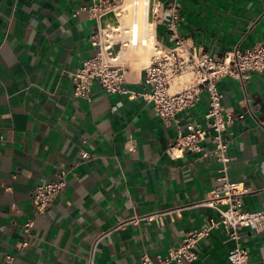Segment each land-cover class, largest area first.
<instances>
[{"label":"crops","instance_id":"crops-1","mask_svg":"<svg viewBox=\"0 0 264 264\" xmlns=\"http://www.w3.org/2000/svg\"><path fill=\"white\" fill-rule=\"evenodd\" d=\"M171 1L148 0V14L153 4ZM175 2L179 33L204 51L221 55L264 41V0ZM89 3L0 0V264H135L143 254L155 261L208 218H218L213 208L198 205L220 184L219 163L203 155L213 148L211 131L202 153L178 159L165 153L176 121L204 123V92L170 126L140 96L106 93L95 84L89 101L73 97L71 74L94 53L95 21L81 9ZM137 49L125 58V78L129 89L141 91L150 52ZM263 81L264 73L255 71L244 89L231 77L217 83L224 111L244 112L224 136L228 179L249 189L243 207L250 211L264 204V130L257 124L264 118ZM61 170L64 190L36 213L34 187ZM163 211H169L163 225L141 220L112 229L130 217ZM240 233L248 264H264V228ZM233 247L223 228H215L187 264H230Z\"/></svg>","mask_w":264,"mask_h":264},{"label":"built area","instance_id":"built-area-1","mask_svg":"<svg viewBox=\"0 0 264 264\" xmlns=\"http://www.w3.org/2000/svg\"><path fill=\"white\" fill-rule=\"evenodd\" d=\"M148 7V0H90L89 5L81 8L95 21V29L90 35L94 53L83 59L71 74L72 95L89 101L91 86L97 84L106 93L140 96L152 104L164 125L170 126L176 121V114L194 107L204 92L207 97L204 123L181 125L176 121L175 137L165 148V153L174 159L181 158L186 152L202 153V142L207 132L211 131L213 148L203 152V155L211 154L219 163L220 184L198 203L213 208L218 218H208L200 229L185 235L177 246H169L164 255L156 256L155 261L143 254L135 264L193 262L198 258V242L218 227L223 228L234 243L227 254L228 262L248 264V253L243 246L240 229L264 228V204L260 209L246 210L243 196L249 189L228 179L230 158L227 155L228 140L224 135L232 119H243L244 112L235 116L224 111L222 93L217 83L222 77H231L238 80L244 89L253 72L264 73V41L243 49L236 46L221 55L209 53L179 33L182 17L175 0L164 7L159 3L153 4L150 15ZM158 27L163 28L161 36L157 33ZM139 47L150 51L149 62L143 67L142 75V83L147 88L134 91L126 86L124 62L128 53ZM173 84L179 85L178 88L173 89ZM257 124L264 130V118L257 120ZM65 175L66 170H61L56 179L38 183L34 187L32 202L36 213H44L53 199L64 190ZM177 210L174 209V213ZM167 213L169 211L133 216L120 221L112 229H123L126 224H138L141 220L163 225ZM32 225L31 220L26 221L24 230L29 232ZM26 243L24 241L22 245ZM7 258L11 260L12 256Z\"/></svg>","mask_w":264,"mask_h":264},{"label":"rangeland","instance_id":"rangeland-1","mask_svg":"<svg viewBox=\"0 0 264 264\" xmlns=\"http://www.w3.org/2000/svg\"><path fill=\"white\" fill-rule=\"evenodd\" d=\"M167 42V41H166ZM137 51L138 52H142V51H144V52H146V54L148 55L149 54V49L148 48H141V47H139L138 49H137Z\"/></svg>","mask_w":264,"mask_h":264}]
</instances>
